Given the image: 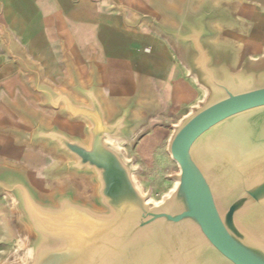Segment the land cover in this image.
Wrapping results in <instances>:
<instances>
[{
	"label": "water",
	"instance_id": "obj_1",
	"mask_svg": "<svg viewBox=\"0 0 264 264\" xmlns=\"http://www.w3.org/2000/svg\"><path fill=\"white\" fill-rule=\"evenodd\" d=\"M160 7L172 22L140 14L130 25L147 21L170 39L207 91L170 136L174 188L148 201L134 162L112 142L135 138L142 114L152 113L144 83L111 110L96 66L83 82L69 59L71 81L57 90L38 64L15 55L43 105L81 125L72 130L20 105L29 127L0 130L14 146L63 157L53 172L84 178L90 190L74 182L42 187L0 159V195L12 200L24 231L22 255L5 264H264V61L244 55L236 65V51L215 43L216 24L234 20L227 9L211 1L196 9L193 0Z\"/></svg>",
	"mask_w": 264,
	"mask_h": 264
},
{
	"label": "crops",
	"instance_id": "obj_2",
	"mask_svg": "<svg viewBox=\"0 0 264 264\" xmlns=\"http://www.w3.org/2000/svg\"><path fill=\"white\" fill-rule=\"evenodd\" d=\"M184 1L0 0V129L29 127L16 111L20 105L38 113L43 120L56 121L44 118V109H53L43 105L42 96L32 85V76L15 58L19 54L38 64L44 79L57 90L65 89V83L71 81L69 59L83 82L90 80L96 66L101 92L111 110L115 99H126L133 89L144 83L145 101L153 108V125H158L153 127L154 133L164 136L161 124L196 107L207 91L191 75L181 50L170 39L147 21L137 26L130 23H134L140 14L172 22L162 12L160 3L180 9ZM205 2L207 0L196 5L193 0V5L198 9ZM253 5L262 9L246 8L250 18H264V5L256 2ZM239 16L244 26L231 25L226 31L250 32L247 18ZM216 28L219 33V23ZM226 31V38L238 43L227 36ZM226 46L236 51L238 59V48L231 44ZM242 50L240 62L244 55L251 58L254 54L251 46H243ZM0 139V159L14 163L11 158L16 156L20 146H14L13 137L1 130ZM42 171L49 177L47 168ZM4 196L7 195H0V251L8 252L20 242L24 246V231L17 223L12 200Z\"/></svg>",
	"mask_w": 264,
	"mask_h": 264
},
{
	"label": "rangeland",
	"instance_id": "obj_3",
	"mask_svg": "<svg viewBox=\"0 0 264 264\" xmlns=\"http://www.w3.org/2000/svg\"><path fill=\"white\" fill-rule=\"evenodd\" d=\"M205 0H196V5ZM211 1L215 6L225 8L235 18L232 23H219V33L215 38V43L219 46L228 44L235 45L239 50V56L236 65L239 64L244 51L243 46H251L254 49V54L251 55V60L256 64L264 61V18L255 19L246 11L247 9H262L259 6L253 5L256 0H207ZM239 10V12H238ZM239 14L247 18L249 33L226 31L231 25L242 28L244 21ZM262 25V26H260ZM226 35L235 38L238 43L226 38ZM241 48V49H240ZM205 97L200 100L203 101ZM197 103L196 106L200 104ZM193 110L192 107L175 116L168 118L161 125L164 127V136H159L154 133L153 120L155 114L143 113L144 124L136 132L135 138L130 141L113 140L112 142L125 152L127 157L134 162L137 169L135 180L143 190L144 194H149V200L155 203L160 202L175 186L176 181L173 175L179 172L178 164L172 159L168 151V142L173 133L175 125L180 120ZM44 118L47 120H56L61 125L69 129H77L81 123L71 121L68 117H62L56 111L44 109ZM187 113V114H186ZM25 123V122H24ZM27 126V124H25ZM1 140V139H0ZM15 164H19L27 168L31 174V178L42 187L52 189L58 185H64L68 182L76 183L83 192L90 190V185L86 179L76 177L72 174H55L54 169L59 166L64 158L56 155L52 150H47L44 146L23 145L17 147L16 156L11 158ZM47 168L49 177L42 170ZM37 178H35L34 176ZM39 179V180H38ZM10 199L8 196H4ZM24 251V246L20 242L18 246L11 251H0V264H5L10 260L19 257Z\"/></svg>",
	"mask_w": 264,
	"mask_h": 264
},
{
	"label": "bare ground",
	"instance_id": "obj_4",
	"mask_svg": "<svg viewBox=\"0 0 264 264\" xmlns=\"http://www.w3.org/2000/svg\"><path fill=\"white\" fill-rule=\"evenodd\" d=\"M256 3H259V4H261V5H264V3H262V2H258V1H256ZM244 51V50H243ZM245 52H249V51H246L245 50ZM250 54V53H249Z\"/></svg>",
	"mask_w": 264,
	"mask_h": 264
}]
</instances>
